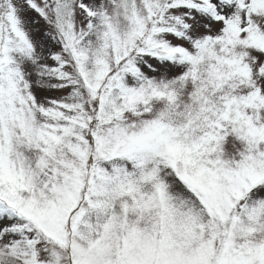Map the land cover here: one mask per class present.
<instances>
[{"label": "snow or ice", "instance_id": "1", "mask_svg": "<svg viewBox=\"0 0 264 264\" xmlns=\"http://www.w3.org/2000/svg\"><path fill=\"white\" fill-rule=\"evenodd\" d=\"M0 264H264V0H0Z\"/></svg>", "mask_w": 264, "mask_h": 264}]
</instances>
